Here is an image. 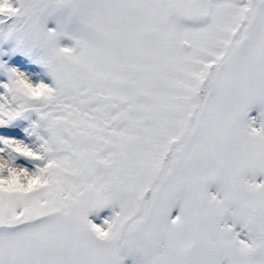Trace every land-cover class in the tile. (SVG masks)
Returning <instances> with one entry per match:
<instances>
[{"label": "snow or ice", "instance_id": "1", "mask_svg": "<svg viewBox=\"0 0 264 264\" xmlns=\"http://www.w3.org/2000/svg\"><path fill=\"white\" fill-rule=\"evenodd\" d=\"M0 264H264V0H0Z\"/></svg>", "mask_w": 264, "mask_h": 264}]
</instances>
